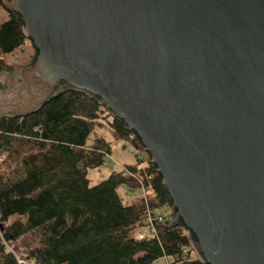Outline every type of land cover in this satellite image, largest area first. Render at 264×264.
<instances>
[{
  "label": "water",
  "instance_id": "1",
  "mask_svg": "<svg viewBox=\"0 0 264 264\" xmlns=\"http://www.w3.org/2000/svg\"><path fill=\"white\" fill-rule=\"evenodd\" d=\"M33 49L0 117L73 90L141 142L202 264H264V0H4Z\"/></svg>",
  "mask_w": 264,
  "mask_h": 264
},
{
  "label": "trees",
  "instance_id": "2",
  "mask_svg": "<svg viewBox=\"0 0 264 264\" xmlns=\"http://www.w3.org/2000/svg\"><path fill=\"white\" fill-rule=\"evenodd\" d=\"M6 12L0 55L26 39L18 17ZM9 70L0 60V72ZM97 127L142 149L120 120L84 92L67 90L33 113L0 117V264H154L160 258L202 264L181 225L156 223L154 235L136 238L147 211L167 208L171 214L148 156L89 185L87 170L102 166L112 150L103 137L90 139ZM142 186L145 196L123 202L121 187Z\"/></svg>",
  "mask_w": 264,
  "mask_h": 264
},
{
  "label": "rangeland",
  "instance_id": "3",
  "mask_svg": "<svg viewBox=\"0 0 264 264\" xmlns=\"http://www.w3.org/2000/svg\"><path fill=\"white\" fill-rule=\"evenodd\" d=\"M7 12L5 9L0 8V22L7 18ZM33 54V49L30 44H26L24 48H18L13 53L7 55H0L5 67H9L10 70L25 65ZM9 71H1L0 76ZM103 137L106 141L111 142L112 150L111 154L106 157V160L102 166L90 168L87 170V179L89 185H95L100 181L106 179L111 173L119 172L125 165H134L138 162V157H143L145 161L147 154L142 150L135 147L130 141L116 140L112 133L107 128H96L91 134L90 139L93 137ZM127 191V195L122 197L123 192ZM119 194L123 198L124 203H130L143 196L141 189H131L124 187L119 189ZM164 214H168L167 208H162ZM172 212V211H171ZM154 264H169L167 258H160Z\"/></svg>",
  "mask_w": 264,
  "mask_h": 264
},
{
  "label": "built area",
  "instance_id": "4",
  "mask_svg": "<svg viewBox=\"0 0 264 264\" xmlns=\"http://www.w3.org/2000/svg\"><path fill=\"white\" fill-rule=\"evenodd\" d=\"M26 44H30L29 40L25 39L23 41V44L20 46V48H24ZM143 157H138V159H142ZM128 171L124 170V175H127ZM150 178V177H149ZM122 190L124 187H121ZM120 188V189H121ZM142 190L143 196H145V187L140 188ZM127 195V191L123 192L122 197ZM172 219V212L171 214H163L160 211H147L146 213V224L142 228L138 229L135 233L136 238L143 239L145 236L154 235L156 233L155 231V224L156 223H163V222H169Z\"/></svg>",
  "mask_w": 264,
  "mask_h": 264
},
{
  "label": "flooded vegetation",
  "instance_id": "5",
  "mask_svg": "<svg viewBox=\"0 0 264 264\" xmlns=\"http://www.w3.org/2000/svg\"><path fill=\"white\" fill-rule=\"evenodd\" d=\"M32 57V56H31ZM32 58L29 59V61L31 60Z\"/></svg>",
  "mask_w": 264,
  "mask_h": 264
}]
</instances>
